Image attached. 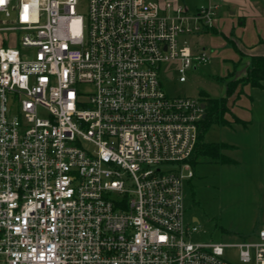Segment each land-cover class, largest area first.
<instances>
[{
	"label": "built area",
	"instance_id": "1",
	"mask_svg": "<svg viewBox=\"0 0 264 264\" xmlns=\"http://www.w3.org/2000/svg\"><path fill=\"white\" fill-rule=\"evenodd\" d=\"M77 5L0 0V30L21 32L0 45V264H264V222L222 243L194 241L185 219L206 109L169 96L161 65L184 82L207 60L179 41L217 5Z\"/></svg>",
	"mask_w": 264,
	"mask_h": 264
},
{
	"label": "rangeland",
	"instance_id": "2",
	"mask_svg": "<svg viewBox=\"0 0 264 264\" xmlns=\"http://www.w3.org/2000/svg\"><path fill=\"white\" fill-rule=\"evenodd\" d=\"M175 1L186 4L191 13L206 5L198 4V0ZM77 11L87 18L88 0H78ZM15 33L21 34L19 30ZM16 35L0 30V45L13 44ZM179 43L205 47L208 58L195 69L187 70L184 82L178 79L179 62H164L160 73L162 87L169 96H192L202 103H205L202 93L225 98L227 110L223 117L229 122L223 126L212 123L204 132V141L230 144L232 148L224 152L234 161L199 156L193 162L194 176L184 184L186 222L199 227L194 241L231 243L253 238L264 222V82L263 87H252L241 84L246 74L239 78H234V72L223 74L227 61L212 54L208 33L186 34ZM168 70L174 71L173 77H167ZM229 82L234 83V89L227 95ZM236 118L242 122L235 121ZM236 253L234 247L225 249L226 257L232 261L236 260Z\"/></svg>",
	"mask_w": 264,
	"mask_h": 264
},
{
	"label": "crops",
	"instance_id": "3",
	"mask_svg": "<svg viewBox=\"0 0 264 264\" xmlns=\"http://www.w3.org/2000/svg\"><path fill=\"white\" fill-rule=\"evenodd\" d=\"M199 3L217 5L214 25L201 31L211 38L212 54L227 61L223 74L244 76L251 58L264 55V0H198Z\"/></svg>",
	"mask_w": 264,
	"mask_h": 264
},
{
	"label": "trees",
	"instance_id": "4",
	"mask_svg": "<svg viewBox=\"0 0 264 264\" xmlns=\"http://www.w3.org/2000/svg\"><path fill=\"white\" fill-rule=\"evenodd\" d=\"M264 82V55H257L251 58V64L248 66L246 75L241 79V84L250 86L263 87ZM233 82H229L227 86L226 94L229 95L233 89ZM242 92V88L239 93ZM205 100L206 116L202 122L200 129L199 141L194 152L192 163L197 160L199 156L208 157L211 160L222 161V162H234L230 157L225 154V150L232 148V146L225 142H206L204 141V132L212 123H218L220 125H226L229 121L223 117L224 112L227 110L226 104L223 99H217L202 93ZM235 121H241L236 118Z\"/></svg>",
	"mask_w": 264,
	"mask_h": 264
},
{
	"label": "water",
	"instance_id": "5",
	"mask_svg": "<svg viewBox=\"0 0 264 264\" xmlns=\"http://www.w3.org/2000/svg\"><path fill=\"white\" fill-rule=\"evenodd\" d=\"M171 76H172V74L169 73V77H171ZM203 106H205V105H203ZM205 115H206V114H205ZM205 115H204V116H205ZM194 220H197V218L195 217Z\"/></svg>",
	"mask_w": 264,
	"mask_h": 264
}]
</instances>
